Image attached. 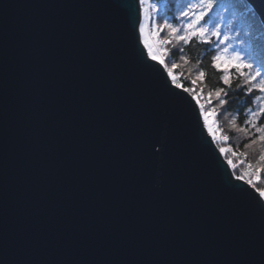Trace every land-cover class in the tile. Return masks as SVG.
<instances>
[{
	"label": "water",
	"instance_id": "water-1",
	"mask_svg": "<svg viewBox=\"0 0 264 264\" xmlns=\"http://www.w3.org/2000/svg\"><path fill=\"white\" fill-rule=\"evenodd\" d=\"M141 21L139 0H0V264H258L264 199Z\"/></svg>",
	"mask_w": 264,
	"mask_h": 264
},
{
	"label": "trees",
	"instance_id": "trees-1",
	"mask_svg": "<svg viewBox=\"0 0 264 264\" xmlns=\"http://www.w3.org/2000/svg\"><path fill=\"white\" fill-rule=\"evenodd\" d=\"M215 5L214 9L205 17L201 24L206 22L221 21L226 25V29L231 33L232 37L236 39V44H240L242 51H247L249 44L259 52L261 45H264V28L259 25L257 18V26L250 28V21L245 19L250 7L244 0H213ZM149 5H155V11L149 8ZM200 0H149L145 3L142 9V21L144 24V33L141 34L142 41L151 39L157 48L165 54V60L175 63V70L172 72L178 80L180 88L183 90L188 89L193 98L199 100L192 82H195L196 87L210 96L211 106H214L219 120L220 133L227 137V144L230 149L223 144L221 138L212 139L215 145L220 150L224 159L230 165L231 171L235 178L242 177V180L247 182L252 180L253 188L257 190H264V168L259 171L256 170V160L258 159L259 149L244 148V144L248 143V138L244 132L238 131L239 128L245 127L244 121L247 119V109L256 110L261 101L257 97L264 98V93L254 90L248 97L244 95L243 80L239 77L234 67H230L229 73L232 81L231 89L223 84L222 76L224 69L220 66L219 69L213 68L212 56L216 55L215 36L208 35V43H202L198 38L194 37L193 40L184 45L183 42H177L173 37L168 35L167 29L160 32L158 36L153 35L157 31L155 25L164 23L165 20L172 23L178 29H182L187 20L181 16V13L191 8L192 13L200 11ZM145 10V13H144ZM145 17V19H144ZM191 15L189 16V19ZM169 40L167 45L160 44V40ZM183 49V52L180 51ZM247 71V69H242ZM205 72L204 79H198L199 73ZM170 77V76H169ZM171 79V77H170ZM172 80V79H171ZM197 80V81H196ZM241 85L237 88L236 85ZM219 87H224L229 92V102L221 106L215 95V91ZM242 98L246 102L242 103ZM238 109V111H237ZM235 117V121L233 120ZM203 118V117H202ZM258 123H264L260 121ZM250 131H254L251 130ZM229 161H232L230 164ZM235 165V167H233ZM249 165H252L250 168ZM246 169V171H245ZM248 183V182H247ZM249 184V183H248Z\"/></svg>",
	"mask_w": 264,
	"mask_h": 264
},
{
	"label": "snow or ice",
	"instance_id": "snow-or-ice-1",
	"mask_svg": "<svg viewBox=\"0 0 264 264\" xmlns=\"http://www.w3.org/2000/svg\"><path fill=\"white\" fill-rule=\"evenodd\" d=\"M146 0H139L141 9L144 8ZM264 2V0H262ZM256 0H250V10L247 12V16L245 19L250 21V28H254L257 26V18L259 17V25L264 27V15L260 13V11L255 7ZM194 6H189L187 10L181 13V16L187 20V23L183 25L182 29H178L172 23L167 20L162 24L155 25L157 31L153 33V35L158 36L160 32H163L167 29L168 35L173 37L177 42H183L184 45L189 44L194 37L198 38L202 43H208L207 39L208 35L211 36H220L221 33L219 31V26L213 24L211 28L201 27V22L204 21L205 17L214 9L215 5L213 0H200V11L198 13H192L191 8ZM149 8L152 11H155V5H149ZM191 18L189 19V16ZM140 33L143 35L144 33V24H140ZM227 39V37H225ZM160 44L167 45L170 43L169 40H160ZM220 43H224V41H220ZM145 47L148 50V56L153 60H159L161 64H165V54H163L159 48L155 51L153 47L148 44V41H144ZM231 47V45H229ZM183 52V49H180ZM212 66L213 68L219 69L221 63H227L230 67H234L236 72L239 74V77L243 80L244 87V95L248 97L250 94L254 92V90H258L260 93H264V45H261V50L257 52L255 48L252 47L251 42L249 44V48L247 51H237L233 50L230 54H228V48H224L222 52L212 56ZM165 67L167 65L165 64ZM176 65H173V68ZM242 69H247V71H243ZM168 75L171 77L173 84L176 85L177 88L181 87L180 84L176 83V76L173 75L172 69H168ZM205 72L201 71L199 73L198 79L205 78ZM223 84L228 86L229 89L232 87V81L230 78V73L227 68L224 69V74L222 76ZM237 88H241V85H236ZM184 91H188L187 88ZM211 96L212 94L209 93ZM215 95L218 99V102L221 106L227 104L229 102V92L225 90L224 87H219L215 91ZM257 100L261 101L256 110L247 109V119L244 121L245 127L239 128L238 131L244 132L245 136L248 138V143L244 144V148L253 149V151L259 149L258 159L256 160V170L259 171L261 168H264V123H258L260 121H264V98L257 97ZM211 103V101H209ZM242 103L246 102L242 98ZM199 103V100H197ZM205 106L200 104V115L203 117L204 124L208 127L209 133L213 134V138L215 139V134L213 132V128L211 124H209V116H216L217 113L215 111L208 113L205 112ZM238 111V109H237ZM235 117L233 120L235 121ZM254 130V131H250ZM226 140L227 137H224ZM221 152H224L225 149L221 148ZM231 164L232 161H229ZM235 167V165H233ZM251 168L252 165H249ZM237 179H242V177H237ZM249 184H252V180L249 179L247 181ZM259 191V198L264 199V190ZM261 216H262V228L260 235V259L258 264H264V205H261ZM231 264H256L253 260H237L231 262Z\"/></svg>",
	"mask_w": 264,
	"mask_h": 264
},
{
	"label": "rangeland",
	"instance_id": "rangeland-1",
	"mask_svg": "<svg viewBox=\"0 0 264 264\" xmlns=\"http://www.w3.org/2000/svg\"><path fill=\"white\" fill-rule=\"evenodd\" d=\"M147 2H149V0H146V2L145 3H147ZM143 11H142V9H141V16L143 15V13H142ZM144 13H145V10H144ZM144 19H145V17H144ZM213 24H215V25H218L219 26V31H220V33H221V35L220 36H215V40H216V42H215V48H216V52H217V54L218 53H220V52H222L223 51V49L224 48H228V54H230L233 50H237V51H242V49H241V46H240V44H236L237 42H236V39L235 38H233L232 37V35H231V33L226 29V25H225V23L224 22H221V21H216V22H206V23H203V24H201L200 26L201 27H204V28H211L212 26H213ZM225 37H227V39H225ZM141 40H142V38H141ZM148 41V44L150 45V46H152L153 47V50L155 51L156 49H157V46H155L154 45V43L151 41V39H148L147 40ZM220 41H224V43H220ZM142 43H143V45L145 46V44H144V42L142 41ZM229 45H231V47H229ZM146 48V47H145ZM146 50H147V48H146ZM147 53H148V50H147ZM156 61H158L159 62V60H156ZM160 63V62H159ZM161 64V63H160ZM165 64L167 65V67H165ZM165 64H161L163 67H164V69H165V71L168 73V69L169 68H171L172 69V72L175 70V67L173 68V65H175V63H173V62H168V61H166L165 60ZM220 66L223 68V69H225V68H227V69H229L230 68V66L227 64V63H221L220 64ZM197 81V80H196ZM173 83V82H172ZM176 83H178V80H176ZM192 86H193V88H194V90L196 91L195 93L196 94H194V95H196V96H198L199 98H200V103H197L198 104V107H199V110H200V104H203L204 106H205V112H208V113H211V112H213V111H215L216 112V109L214 108V106H211V103L209 102L210 101V96L209 95H206L204 92H202L200 89H198V87H196V85H195V82L193 81L192 83ZM175 85V84H174ZM190 94V93H189ZM191 95V94H190ZM192 96V95H191ZM193 97V96H192ZM196 101V100H195ZM219 120L220 119H218L217 118V116H209V124H211V126H212V128H213V132H214V134H215V139H219V138H221L222 140H223V144L225 145V147H227L228 148V150H231L230 149V145H228L227 144V139L225 140L224 139V137L225 136H223V134H221L220 133V127H219ZM204 121V120H203ZM204 126H205V128H206V130L208 131V127L204 124ZM208 133H209V131H208ZM210 134V136L212 135L213 136V134L212 133H209ZM211 136V137H212ZM229 165V164H228ZM230 166V165H229ZM231 169V168H230ZM245 171H246V169H245ZM242 180V179H241ZM244 181V180H243ZM247 183V182H246ZM250 185V184H249ZM258 193H259V191L256 189V188H254Z\"/></svg>",
	"mask_w": 264,
	"mask_h": 264
}]
</instances>
